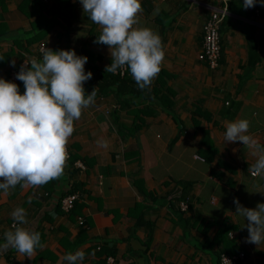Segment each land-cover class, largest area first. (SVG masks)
Listing matches in <instances>:
<instances>
[{
  "label": "crops",
  "instance_id": "1",
  "mask_svg": "<svg viewBox=\"0 0 264 264\" xmlns=\"http://www.w3.org/2000/svg\"><path fill=\"white\" fill-rule=\"evenodd\" d=\"M24 1L0 0V77L16 79L13 71L27 58L41 59L40 41L54 51L87 56L91 72L92 66L110 65L108 47L94 43L101 28L80 0H70L69 21L57 16L42 39L30 41L35 16L27 14ZM141 4L135 27L152 29L164 45L162 70L151 85L159 92L120 94L112 85L103 93L93 77L84 83L86 94L96 88L95 103L74 122L62 175L36 188L0 192V244L14 223L12 210L22 206L24 227L40 232L42 247L22 259L9 248L0 253V264H61L78 249L85 252L80 264H100L102 244L114 250L105 264H219L221 253L237 250L244 253L240 264H264V248L246 242V221L233 203H264V193L257 192L264 189V176L248 172L254 161L241 142H223L224 125L241 118L264 143V6L245 9L243 0L228 1L221 56L211 67L198 53L203 24L222 0ZM143 107L151 112L142 113ZM73 186L80 204L75 213L60 202Z\"/></svg>",
  "mask_w": 264,
  "mask_h": 264
},
{
  "label": "clouds",
  "instance_id": "2",
  "mask_svg": "<svg viewBox=\"0 0 264 264\" xmlns=\"http://www.w3.org/2000/svg\"><path fill=\"white\" fill-rule=\"evenodd\" d=\"M83 12L101 32L94 43L106 45L111 63L105 71L116 74L127 68L138 90L150 88L162 70L165 59L162 38L150 28L135 27L142 13L141 0H80ZM264 0H243L245 9ZM41 59L30 57L20 66L18 85L0 77V192L8 193L17 185L36 188L59 178L67 160L66 145L74 132V122L82 111L95 103L96 88L85 93L84 83L92 78L85 72L88 57L75 50L40 49ZM30 65V67H29ZM15 66V61H12ZM223 142H241L253 158L248 172L264 176V143L249 134V121L237 118L224 125ZM103 147V141H97ZM235 152L236 149H233ZM257 192L264 193V189ZM233 203L243 217L248 236L246 242L264 248V203L255 208L243 206L238 198ZM13 224L3 233L0 253L15 249L18 259L32 258L42 247L41 234L24 225L28 223L26 209L15 207ZM85 252H67L61 264H80ZM227 259V258H226ZM230 264V262H229Z\"/></svg>",
  "mask_w": 264,
  "mask_h": 264
},
{
  "label": "trees",
  "instance_id": "3",
  "mask_svg": "<svg viewBox=\"0 0 264 264\" xmlns=\"http://www.w3.org/2000/svg\"><path fill=\"white\" fill-rule=\"evenodd\" d=\"M28 2V3H27ZM29 4V6H28ZM23 7H27V14L34 15V19L31 23L32 25V35L28 39L30 40H36V39H42L45 34L48 32V30L53 26V24L57 20V16L61 17L65 21H69V18L71 17L72 12V2L70 0H56L55 5H51L50 7H47V4L41 0H32L29 2V0H26L23 2ZM47 13L51 14L50 17H47ZM220 31V29H219ZM220 44H221V38H220ZM222 48V44H221ZM88 67V66H87ZM93 69L92 77L96 82V88L100 89L103 93L108 92V89H110V86L116 85V91L120 94H136L141 95L143 97H150L157 95L159 92V88L155 85L150 86V88L145 90H138L135 81L133 80L130 70L125 68L124 72L121 73L120 70L117 71L116 74L109 73L105 71V69H97L96 67L92 66ZM20 70V67L16 68V72ZM85 71L88 72L89 68H85ZM11 81L15 82L18 87H21L23 85V82L17 80V79H10ZM155 93V94H154ZM160 97V94H159ZM142 113L151 112L149 109H146L145 107L139 109ZM140 127L138 123L134 125V129ZM76 187L73 186L69 192L75 191ZM68 192V193H69ZM80 211V204L74 202V205L71 209L72 213L79 212ZM98 247V254H104V259L101 260L100 264H105L104 260H108L109 257H112L113 255V249L112 247H109L107 245H97ZM240 250H237L238 252ZM234 252H226V253H236Z\"/></svg>",
  "mask_w": 264,
  "mask_h": 264
},
{
  "label": "built area",
  "instance_id": "4",
  "mask_svg": "<svg viewBox=\"0 0 264 264\" xmlns=\"http://www.w3.org/2000/svg\"><path fill=\"white\" fill-rule=\"evenodd\" d=\"M228 1L229 0H222V4L220 7L212 9L203 24L202 46H201V50L198 53V57L200 59L205 60L208 63V65L211 67H215L219 63V58L221 56L219 29H220L221 21L228 13ZM44 46L47 47L46 43L44 41H40L39 49H41ZM125 68L118 70H120V72L123 73ZM12 76L16 77V72L13 71ZM67 154L68 157L69 156L68 151ZM194 157L203 158L198 154H194ZM80 165L82 164L80 163ZM76 198H77V192L75 191L63 195L60 199L61 207L63 208V210L70 211L74 205ZM186 204H187L186 201H181L182 208H185ZM77 220L80 224H83L84 222L82 215H78ZM243 256L244 253L242 251H238L236 253L223 252L219 256V264H229V262L230 264H240V260H242Z\"/></svg>",
  "mask_w": 264,
  "mask_h": 264
},
{
  "label": "rangeland",
  "instance_id": "5",
  "mask_svg": "<svg viewBox=\"0 0 264 264\" xmlns=\"http://www.w3.org/2000/svg\"><path fill=\"white\" fill-rule=\"evenodd\" d=\"M112 88V86H110ZM115 88V87H114Z\"/></svg>",
  "mask_w": 264,
  "mask_h": 264
}]
</instances>
